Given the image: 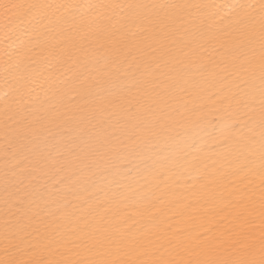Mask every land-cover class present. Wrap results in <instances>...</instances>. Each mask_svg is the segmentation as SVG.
Masks as SVG:
<instances>
[{
	"label": "snow or ice",
	"instance_id": "obj_1",
	"mask_svg": "<svg viewBox=\"0 0 264 264\" xmlns=\"http://www.w3.org/2000/svg\"><path fill=\"white\" fill-rule=\"evenodd\" d=\"M0 264H264V0H0Z\"/></svg>",
	"mask_w": 264,
	"mask_h": 264
},
{
	"label": "bare ground",
	"instance_id": "obj_2",
	"mask_svg": "<svg viewBox=\"0 0 264 264\" xmlns=\"http://www.w3.org/2000/svg\"><path fill=\"white\" fill-rule=\"evenodd\" d=\"M195 2H204V3H226L228 0H195Z\"/></svg>",
	"mask_w": 264,
	"mask_h": 264
}]
</instances>
